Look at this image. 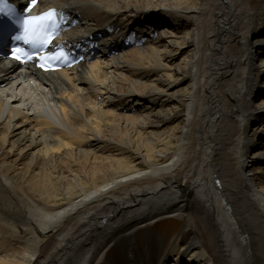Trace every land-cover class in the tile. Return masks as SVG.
Segmentation results:
<instances>
[{"label": "bare ground", "instance_id": "obj_1", "mask_svg": "<svg viewBox=\"0 0 264 264\" xmlns=\"http://www.w3.org/2000/svg\"><path fill=\"white\" fill-rule=\"evenodd\" d=\"M51 7L117 68L0 61V264H264V0Z\"/></svg>", "mask_w": 264, "mask_h": 264}, {"label": "snow or ice", "instance_id": "obj_2", "mask_svg": "<svg viewBox=\"0 0 264 264\" xmlns=\"http://www.w3.org/2000/svg\"><path fill=\"white\" fill-rule=\"evenodd\" d=\"M37 0H31V4L27 5L26 10L36 4ZM13 10L10 6L0 0V13L12 14ZM60 14L53 8L43 12L40 15L27 16L19 19L20 31L11 37L12 40L22 42L28 46V50L21 47L12 49L13 59L22 63H27L34 59L39 61V67L43 70H56L59 63H71L70 54L66 53L63 47H58L54 52L46 55H39L44 52L53 38L59 34L60 30Z\"/></svg>", "mask_w": 264, "mask_h": 264}, {"label": "rangeland", "instance_id": "obj_3", "mask_svg": "<svg viewBox=\"0 0 264 264\" xmlns=\"http://www.w3.org/2000/svg\"><path fill=\"white\" fill-rule=\"evenodd\" d=\"M126 21H128V19H126ZM145 30L149 31V29H145ZM169 41H171V40H169ZM113 56H115V55H113ZM101 63L103 64V66L108 67V68H111V67H112V69H116L117 68V64H116V61H115L114 58L113 59H107L106 61L105 60H102ZM107 72H109V69H108ZM257 83H258V80H256V84ZM184 88H186V86H184ZM32 101L35 104L37 103V105L33 106V110L34 111L33 110H30V112L33 114L35 111H38L39 109H41V106L40 105H42V103L45 102V100H44V98H42V96H39V97L33 96ZM38 103H39V105H38ZM18 108H19V110H22L21 107H20V105H19ZM48 130L49 129H47L43 133H41V132H37V133L34 132V133L35 134H39L40 133V136L42 134V135H44L46 137L48 135L49 136H53L54 139H55V137H58V135L55 133L56 132L55 130L54 131L53 130H49L48 131ZM29 132H33V131H31V129H30ZM66 140H64V142H66ZM0 141H1V138H0ZM43 149H44V146H41V147L39 146L37 148V150L36 149L35 150H36V152H38V150H43ZM7 150H10V149L8 148ZM183 225L184 224L181 222V220H179V219H177L175 217H169V218H165L162 221H159L157 224H155V226L153 228V230H154L153 232H155L157 234V236H159V237H167V238H170V239H172V238L175 239V238L178 237V235L183 230V228H184Z\"/></svg>", "mask_w": 264, "mask_h": 264}]
</instances>
